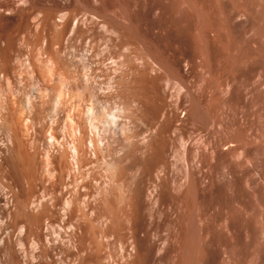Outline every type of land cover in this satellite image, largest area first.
Instances as JSON below:
<instances>
[{
  "label": "rangeland",
  "instance_id": "obj_1",
  "mask_svg": "<svg viewBox=\"0 0 264 264\" xmlns=\"http://www.w3.org/2000/svg\"><path fill=\"white\" fill-rule=\"evenodd\" d=\"M23 1L0 0L10 6L0 16V48L8 44L26 58L35 42L51 38L44 32L35 39L33 10L64 11L79 33L71 43L93 51L98 62L110 39L109 48L125 50L127 68L138 73L149 98L131 125L143 138L142 201L133 211L130 150V204L123 223H114L125 229L124 250L117 242L103 247L112 264H264V0ZM185 14L189 36L180 39L173 22L185 26ZM105 24L119 39L102 30ZM141 51L160 73L135 58Z\"/></svg>",
  "mask_w": 264,
  "mask_h": 264
},
{
  "label": "bare ground",
  "instance_id": "obj_2",
  "mask_svg": "<svg viewBox=\"0 0 264 264\" xmlns=\"http://www.w3.org/2000/svg\"><path fill=\"white\" fill-rule=\"evenodd\" d=\"M9 10L0 3V16ZM72 17L34 9L32 34L37 40L51 32L49 42L34 39L26 58L8 44L0 48V264H89L91 259L112 264L103 247L117 242L122 254L125 237V229L118 231L114 223H123L132 202L138 212L142 201L138 156L143 138L132 126L149 98L138 73L127 68L125 50L120 51L125 43L119 42L120 50L116 45L119 53L109 48L108 38L94 62L93 51L71 43L79 35ZM177 19L170 20L178 26L175 36L186 39L191 20L183 16V26ZM102 30L119 39L112 26ZM64 35L68 48L61 44ZM141 53L135 58L160 73L154 59ZM130 150L135 187L129 203Z\"/></svg>",
  "mask_w": 264,
  "mask_h": 264
}]
</instances>
